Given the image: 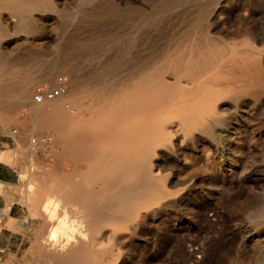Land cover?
I'll list each match as a JSON object with an SVG mask.
<instances>
[{
	"label": "rangeland",
	"instance_id": "obj_1",
	"mask_svg": "<svg viewBox=\"0 0 264 264\" xmlns=\"http://www.w3.org/2000/svg\"><path fill=\"white\" fill-rule=\"evenodd\" d=\"M53 2L36 10L21 3L25 8L11 19L14 31L1 42L12 53L2 65L5 81L0 76V139L10 143L0 152V162L17 170L19 203L33 221L24 264H52L46 258L51 223L36 214L40 181L32 179L55 172L77 178L85 171L60 154L56 132L33 119L32 112L42 107L32 102L34 89L55 87L56 79L63 78L66 91H78L76 99L89 91L100 98L99 107L107 108L151 71L167 84L180 80L189 87L182 79L183 59L206 49L218 59L210 62L208 77L224 94L209 104L212 111L200 130L181 132L171 148L160 150L154 174L160 175L166 197L137 217L142 224L106 223L81 240L107 244L116 239L112 257H101L108 264H264V0ZM56 58L67 59L68 67L55 73L53 83H35L19 103L14 86L44 73ZM240 64L245 73L238 71ZM44 139L50 142L42 145ZM60 214L56 219L63 221ZM65 218L64 237L76 229Z\"/></svg>",
	"mask_w": 264,
	"mask_h": 264
},
{
	"label": "bare ground",
	"instance_id": "obj_2",
	"mask_svg": "<svg viewBox=\"0 0 264 264\" xmlns=\"http://www.w3.org/2000/svg\"><path fill=\"white\" fill-rule=\"evenodd\" d=\"M53 1L0 0V76L4 81L6 74L2 65L8 60L12 49L9 44L1 42L11 36L10 32L15 29L11 19L16 18V10L25 8L21 3H25L29 9H35L52 6ZM183 60L182 79L189 87L183 86L180 80L167 84L161 76L151 75V71L145 77L142 74L140 79V76L137 77L139 85L130 89L125 98H114L107 108L99 107L100 98L89 91H85L82 97L88 107H82V98L76 99L78 91L74 87L54 101L40 104L42 107L32 112L33 119L41 127L56 132V143L61 147L60 154L72 159L78 167L85 168L83 175L77 178L55 172L40 173L32 179V182L37 179L40 181L37 191L35 190L38 199L35 203L39 204L40 209L36 211L34 208L32 212L35 210L36 214L51 223L46 240L49 250L45 252L52 264H93L95 261L96 264H108L101 257H112L110 250L117 245L114 242L116 239L105 244L102 241H87L88 238L106 223H131L133 228L142 224L143 220L137 222V217L141 219L148 207L157 205L166 197L160 175L154 174L158 170L159 164L155 159L160 156V150L171 148L179 133L200 130L203 120L212 111L209 104L224 94V90L216 89L220 84L208 77L211 73L210 62L218 61L210 50H203L197 57L191 52ZM68 62L67 59L56 58L38 77L22 78L14 86L19 103H24L30 96L35 83H53L55 73L67 68ZM160 65L157 66L161 67ZM240 65L238 71L245 73L246 67ZM157 66L153 68L156 70ZM170 66V70L176 75L178 68L174 64ZM6 91L4 84L2 93L5 94ZM84 113L87 114L86 117ZM73 124H79L82 128H72ZM59 213L63 221L56 219ZM66 216L76 229L71 227L75 233L71 234V229L70 234L64 237L60 230L65 225ZM86 235L89 237L85 241L81 240ZM92 247L94 250H89Z\"/></svg>",
	"mask_w": 264,
	"mask_h": 264
},
{
	"label": "crops",
	"instance_id": "obj_3",
	"mask_svg": "<svg viewBox=\"0 0 264 264\" xmlns=\"http://www.w3.org/2000/svg\"><path fill=\"white\" fill-rule=\"evenodd\" d=\"M0 152L9 146L4 136ZM17 170L0 162V264H24L25 252L33 234V221L19 203Z\"/></svg>",
	"mask_w": 264,
	"mask_h": 264
},
{
	"label": "built area",
	"instance_id": "obj_4",
	"mask_svg": "<svg viewBox=\"0 0 264 264\" xmlns=\"http://www.w3.org/2000/svg\"><path fill=\"white\" fill-rule=\"evenodd\" d=\"M66 90L67 84L65 80L63 78H57L55 87H47L44 85L36 87L32 94V102L34 104L40 105L45 102L54 101L55 99L59 98ZM49 142V139H44L41 141V144L45 145Z\"/></svg>",
	"mask_w": 264,
	"mask_h": 264
}]
</instances>
